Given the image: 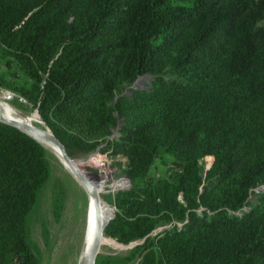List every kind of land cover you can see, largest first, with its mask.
Here are the masks:
<instances>
[{
	"label": "trees",
	"instance_id": "16d2710c",
	"mask_svg": "<svg viewBox=\"0 0 264 264\" xmlns=\"http://www.w3.org/2000/svg\"><path fill=\"white\" fill-rule=\"evenodd\" d=\"M263 19L264 0H0L12 104L71 158L124 157L105 233L142 242L96 264H264ZM160 150L172 161L154 177ZM47 158L0 122V264H38L26 220Z\"/></svg>",
	"mask_w": 264,
	"mask_h": 264
},
{
	"label": "rangeland",
	"instance_id": "374dc122",
	"mask_svg": "<svg viewBox=\"0 0 264 264\" xmlns=\"http://www.w3.org/2000/svg\"><path fill=\"white\" fill-rule=\"evenodd\" d=\"M257 23L264 25V19L259 20ZM1 71L0 69V73ZM138 84L147 85V76H142ZM7 94H9L8 89L0 85L1 100L7 103L8 106L15 107L12 104V94L10 93L9 98ZM21 111L28 114V116L36 114V112H33L35 110L21 109ZM33 123L38 125L36 121H33ZM46 151L48 154L47 160L50 176L39 191L36 202L27 215V240L37 256L38 264H77L82 252L89 199L83 188L71 177L61 160L56 155L50 154L48 149ZM53 154L55 153L53 152ZM110 155L109 162L111 164L113 160L124 159L119 154ZM87 157L88 155L82 159L87 160L88 165L94 166L97 164L95 161H92V158L90 160V157L86 159ZM211 159L206 156L203 158L205 167H207ZM171 161L172 156L160 150L159 156L154 160L150 169L151 174L154 177L164 175L167 165L171 164ZM87 168L90 170L89 167ZM117 175L114 174L113 177L117 178ZM104 177L102 175L105 181ZM109 180L111 181V179ZM104 195H111V193L109 191L104 193ZM102 197L104 198L103 195ZM161 228L159 227L157 230ZM105 237L108 238L107 236ZM111 238H108V240L103 239L104 241L113 243V245H101L100 253L126 255L130 249L142 242V240L132 241L134 245L131 247L130 245H124L125 243L118 242L115 238H113L114 240Z\"/></svg>",
	"mask_w": 264,
	"mask_h": 264
},
{
	"label": "water",
	"instance_id": "95a60500",
	"mask_svg": "<svg viewBox=\"0 0 264 264\" xmlns=\"http://www.w3.org/2000/svg\"><path fill=\"white\" fill-rule=\"evenodd\" d=\"M141 77L135 80L132 84L133 87H136V85L145 87V85L138 84ZM6 107L10 108L11 106H6L4 101L0 98V122L11 125L31 136L45 150L48 149L50 154L55 155L52 149L55 150L60 155V159L67 164L71 177L83 188L87 197L92 200L94 217H92L91 221H88L85 226V234L89 232L91 238L84 252L79 257L77 264H96V260L100 254L99 248L102 237L106 235L105 227L114 215L113 205L102 197L104 191L98 188L100 178L98 173L95 170H88L87 167H91V165L81 162L85 159L71 158L67 154L63 144L45 125L39 114L38 118L43 123V127L32 125L23 115L24 112L19 108L11 107L16 119L10 118L6 114ZM35 111L37 112V110ZM117 132L118 128L114 133L116 134ZM212 161L213 156L206 168L210 167Z\"/></svg>",
	"mask_w": 264,
	"mask_h": 264
},
{
	"label": "built area",
	"instance_id": "2783aa9c",
	"mask_svg": "<svg viewBox=\"0 0 264 264\" xmlns=\"http://www.w3.org/2000/svg\"><path fill=\"white\" fill-rule=\"evenodd\" d=\"M10 93L11 92H9V94H7L8 98L12 94V93L11 94ZM12 96H13V94H12ZM91 156H97L99 158V162H97V166L89 167L90 170H95L98 173L99 177H102V174H107V177H105L106 186H105V189L103 190L104 193L110 191L111 195H113L117 190L123 189V188H128L131 186L130 178L125 173H122L118 167L113 166L109 162V157L111 156L109 152H103V151H100L99 149H97V150L91 152L90 154H88V157L86 159H88ZM120 160H124V159L121 158ZM169 166H170V164L167 165V168ZM114 174H116V175L118 174L117 178L113 177ZM111 177H113V178H111ZM109 179H111V181ZM114 183H116V184H114Z\"/></svg>",
	"mask_w": 264,
	"mask_h": 264
},
{
	"label": "bare ground",
	"instance_id": "6f19581e",
	"mask_svg": "<svg viewBox=\"0 0 264 264\" xmlns=\"http://www.w3.org/2000/svg\"><path fill=\"white\" fill-rule=\"evenodd\" d=\"M5 103V102H4ZM6 104V106H8V104L7 103H5ZM10 107V106H9ZM6 114H7V116H9L10 118H12V119H16V116L14 115V112L11 110V107L10 108H7L6 107ZM23 115L25 116V118L32 124V125H35V126H40V127H43L44 125H43V123L39 120V118H38V113L36 112V114H34V115H31V116H28V114H25V113H23ZM30 117V118H29ZM33 121H36V122H38L37 124L38 125H36V124H34L33 123ZM52 151L55 153V155L60 159V155L55 151V150H53L52 149ZM91 158H92V161H95L96 163L97 162H99V158L97 157V156H91L89 159L91 160ZM61 160V159H60ZM61 162H62V164L67 168V171H68V167H67V164L65 163V162H63L62 160H61ZM82 163H87L88 164V162H87V160H84V161H81ZM94 166H97V164H95ZM69 172V171H68ZM103 176H105L106 177V174H102ZM104 177V178H105ZM114 184H116V183H114ZM105 181H104V179L102 178V177H100L99 178V184H98V188L100 189V190H102L103 191V189L105 188ZM88 206H87V222L88 221H91V219H92V217H94V212H93V204H92V200L88 197ZM105 236L106 235H104L103 237H102V240H101V245L103 246H110V245H113V243H111V242H108V241H104L103 239L105 238ZM90 238H91V234L88 232L87 234H85V232H84V238H83V244H82V252H81V254L84 252V250H85V248H86V246H87V244H88V242H89V240H90ZM100 245V248L102 247ZM134 245V243L133 244H130V246L132 247ZM100 248H99V251H100ZM81 256V255H80Z\"/></svg>",
	"mask_w": 264,
	"mask_h": 264
}]
</instances>
